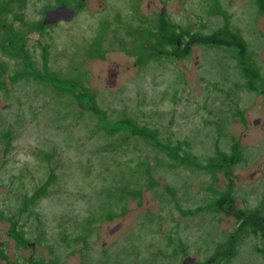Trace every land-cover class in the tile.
I'll return each mask as SVG.
<instances>
[{
    "label": "rangeland",
    "instance_id": "374dc122",
    "mask_svg": "<svg viewBox=\"0 0 264 264\" xmlns=\"http://www.w3.org/2000/svg\"><path fill=\"white\" fill-rule=\"evenodd\" d=\"M56 1L0 0L1 251L8 256L12 219L41 239L39 257L62 264L214 256L239 220L209 203L228 191L239 210L264 207V93L247 87L235 49L197 50V68L166 56L133 63L147 31L158 42L163 16L175 30L235 31L264 79V10L252 0H84L71 21L40 27ZM97 33L102 49L97 41L89 49ZM125 118L156 138L133 134ZM221 153L238 159L205 167ZM239 236L218 263L264 264L261 236Z\"/></svg>",
    "mask_w": 264,
    "mask_h": 264
},
{
    "label": "flooded vegetation",
    "instance_id": "af4514ba",
    "mask_svg": "<svg viewBox=\"0 0 264 264\" xmlns=\"http://www.w3.org/2000/svg\"><path fill=\"white\" fill-rule=\"evenodd\" d=\"M254 1L255 6L259 10V12L264 10V0H252ZM62 3L65 2H60L58 4H55L53 6H46L44 7V14L41 16V21L43 20V17L45 15V12L50 9L54 8ZM26 3H20L18 4L20 7H24ZM70 8L76 9V14L74 15V19L78 14L81 13L84 6V0H74L70 4H66ZM219 8V6H216ZM71 20H65L61 19L58 20L55 23L51 24H40V27L42 28H48V27H53V26H59L61 24H65ZM105 27V26H104ZM11 33L14 31L10 27L8 29ZM235 30V29H234ZM183 34L182 36H178L175 39V42L173 43H167L166 41L163 42L161 45H159L158 42L155 43H144V47L146 51H151L150 55L144 56V58L138 57V53L136 52V60L133 63V66H138L140 61H151V60H156L159 57L161 58L162 56H166L169 59H194L193 60V65L195 68L201 66V58L200 55L194 54V57L191 58L190 54L193 52H199L200 49L202 48H207V47H215V48H225L228 50L235 49V53L237 54L238 57V63L236 66H239V70L241 71L242 75H247L250 76L251 80L250 82H247V87L249 89L254 90V92H260L264 93V79L260 78V75H258L257 68L255 64L250 60V51L248 50L246 46V41L244 40L245 38L243 36H240L238 33L235 31H232L228 28H218L215 32L205 35L201 33L200 31H188L183 29ZM100 37L97 33V35L93 36L92 39L90 40L89 46L93 45L95 41H97V46L100 44ZM164 41V40H163ZM148 46V47H146ZM99 49H102L101 46H99ZM21 53L25 54L26 52L21 50ZM102 55L98 53L97 55H92L90 54L89 57H101ZM117 76V72L111 73L109 76V81L114 82V79ZM259 80L261 83L260 87H256L254 84V81ZM252 81V82H251ZM255 86V88H254ZM226 196L228 197V191L223 192ZM35 194V193H34ZM33 194V195H34ZM230 198V197H229ZM226 207L227 212L237 218L239 220L238 222V229L236 235H231V238L228 240L227 244L219 246L214 254V256L202 260L198 255H188L187 257H193L195 259V264H219L218 262H224L228 261L229 256L232 254H235V247L233 246L236 243V240L240 237V225L241 222H243L244 215L247 210H239L236 207H234L233 203L230 202V199L228 201H225L224 204L220 207V210ZM263 207V206H262ZM261 207V208H262ZM260 208V209H261ZM264 209V207H263ZM250 211V210H249ZM8 219V218H7ZM264 222V220H263ZM19 224L17 221H14L11 219L10 221V227H9V236L11 238L12 243H9L7 245L4 244V246L8 247V256L5 255L2 251L1 248L3 245V241H0V262L4 264H62L61 261L55 259V260H46L43 257H39L42 254H40L39 251V246H40V241L41 239L35 238L33 240L29 239V237L25 236V231L20 227L18 228ZM252 233H258V235L261 236V238L264 240V234H262L261 231L255 230ZM231 246V247H229ZM259 253L264 255V247L263 248H258L257 250Z\"/></svg>",
    "mask_w": 264,
    "mask_h": 264
},
{
    "label": "trees",
    "instance_id": "16d2710c",
    "mask_svg": "<svg viewBox=\"0 0 264 264\" xmlns=\"http://www.w3.org/2000/svg\"><path fill=\"white\" fill-rule=\"evenodd\" d=\"M17 1V0H16ZM20 3L25 2L26 0H19ZM74 1V0H73ZM60 2H65L66 4H70V0H57L56 4L60 3ZM176 26L175 24L171 23L170 21H168L167 19H165L163 16H159V20L157 22L156 25V30H157V34L159 36V40L158 43L159 45L162 44L163 40L166 41L167 43H173L175 42V39L178 36H182L183 34V30H175ZM145 36L142 37V43H139V48H138V57L140 58H144V56H146L147 54L150 55L151 51H146L144 46V43H150L151 41V35L152 32L151 31H147L145 34ZM141 39V38H140ZM255 88V86H254ZM123 123H125L126 125H128L130 127V131L133 134H138L139 136H145V137H149L151 139H155L156 135L155 132H153L152 130H149L147 127H143V126H138L137 123H135L134 120L130 119V118H125L122 120ZM172 153L171 156L174 157V155L177 156L178 151L177 148H172L171 149ZM238 151L235 150V156L237 155ZM235 156H227L224 153H221L220 156L216 157V158H211L210 160H208L207 165H205V167L207 168H214L217 166L213 165V161L214 160H218L220 159L221 162H229V163H234L238 158H236ZM181 160L187 162L190 165H197L200 166V164H198L195 160H193V158H189V157H183L181 158ZM48 182H46L43 186H41L38 191H35V194L33 196H31L29 198L30 202H32L38 195V193H40L42 190L45 189L46 185ZM226 195L224 193H221L218 197H216L213 202L209 203V205H207L208 211H218L220 210V207L224 204L225 201H228L229 197H225ZM244 221L241 222L240 225V233L246 232V231H255V230H259L262 232L261 235L264 234V209L263 207L257 208L255 210H250L248 212L245 213L244 215Z\"/></svg>",
    "mask_w": 264,
    "mask_h": 264
},
{
    "label": "water",
    "instance_id": "95a60500",
    "mask_svg": "<svg viewBox=\"0 0 264 264\" xmlns=\"http://www.w3.org/2000/svg\"><path fill=\"white\" fill-rule=\"evenodd\" d=\"M165 12V8L161 9V15ZM76 14V9L70 8L66 3H62L54 8H50L45 12L43 20L41 21L42 24H51L55 23L58 20L65 19L71 20ZM260 122V118H256L253 120V124H258ZM121 223H117L114 227H111L109 232H115L119 229ZM104 244V243H103ZM184 264H195V259L193 257H186L183 261Z\"/></svg>",
    "mask_w": 264,
    "mask_h": 264
}]
</instances>
